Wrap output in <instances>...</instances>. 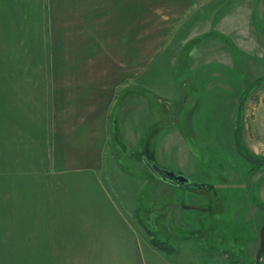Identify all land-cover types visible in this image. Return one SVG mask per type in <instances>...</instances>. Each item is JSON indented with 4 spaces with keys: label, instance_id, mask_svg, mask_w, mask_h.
Segmentation results:
<instances>
[{
    "label": "rangeland",
    "instance_id": "obj_1",
    "mask_svg": "<svg viewBox=\"0 0 264 264\" xmlns=\"http://www.w3.org/2000/svg\"><path fill=\"white\" fill-rule=\"evenodd\" d=\"M128 14L130 57L145 52L146 87L163 86L154 71L165 56L169 61L183 49L182 67L188 54L198 55L199 78L182 74L195 79L177 102L191 104L186 121L170 102L173 91L164 90L146 92L150 104L156 98L162 107L155 129L147 108L142 130L131 108L122 127L114 125L115 155L145 186L137 204L115 202L95 179L66 175L46 184L1 166L0 264H257L264 225V0H129ZM194 104L201 110L196 120ZM155 130L173 138L155 141ZM145 161L160 176L189 182L159 183ZM145 224L171 252L153 245Z\"/></svg>",
    "mask_w": 264,
    "mask_h": 264
},
{
    "label": "crops",
    "instance_id": "obj_2",
    "mask_svg": "<svg viewBox=\"0 0 264 264\" xmlns=\"http://www.w3.org/2000/svg\"><path fill=\"white\" fill-rule=\"evenodd\" d=\"M128 11L129 0H0V167L11 166L26 180L40 176L46 184L66 175L95 179L115 202H139L145 186L115 155L114 125L122 127L131 108L135 129L142 130L147 108L155 129L162 107L156 98L150 104L146 92L154 97L164 90L173 91L170 102L184 115L178 120L186 121L191 104L177 102L200 67L195 52L181 67L182 49L155 68L163 86L146 87L145 52L130 57ZM182 74L196 78L188 82ZM192 106L196 120L200 106ZM150 133L155 141L173 138L169 131Z\"/></svg>",
    "mask_w": 264,
    "mask_h": 264
},
{
    "label": "water",
    "instance_id": "obj_3",
    "mask_svg": "<svg viewBox=\"0 0 264 264\" xmlns=\"http://www.w3.org/2000/svg\"><path fill=\"white\" fill-rule=\"evenodd\" d=\"M145 162L150 167L151 171L155 175L159 176L165 182H168V183H170L172 185H177L179 182L183 183V184L189 182V179L187 177H185V176H178L177 177L178 182L175 179H172V178H169V177H166V176H160L158 171L155 170L153 167H151L150 162H148V161H145ZM169 174L172 175V173H169ZM260 234H261V246H260V250H259V252H258V254L256 256V260H257L258 264H264V263H261V259L262 258L264 259V225L261 228Z\"/></svg>",
    "mask_w": 264,
    "mask_h": 264
},
{
    "label": "trees",
    "instance_id": "obj_4",
    "mask_svg": "<svg viewBox=\"0 0 264 264\" xmlns=\"http://www.w3.org/2000/svg\"><path fill=\"white\" fill-rule=\"evenodd\" d=\"M238 146H239V150L241 151V148H240V145H239V143H238ZM241 153H242V155L243 156H245V157H247V159L249 160V161H251V162H253L254 161V159H252V157L250 156V155H247L246 153H244L243 151H241ZM255 163H259L258 161H256ZM140 222H142V223H144L143 222V220H141L140 219ZM145 230L147 231V233L151 236V238H152V243H153V245L154 246H159V245H163V246H161V247H163V248H166L165 250L166 251H168V252H171L172 250H171V248H170V246L168 245V244H161V240L160 239H158L155 235V232L153 231V230H151L150 229V227H148L146 224H145ZM163 243V242H162ZM258 264V263H257Z\"/></svg>",
    "mask_w": 264,
    "mask_h": 264
}]
</instances>
